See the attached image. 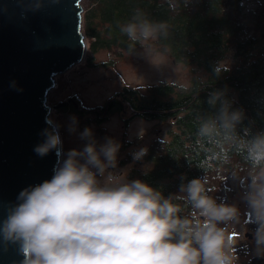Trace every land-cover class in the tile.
I'll return each mask as SVG.
<instances>
[{
  "label": "clouds",
  "instance_id": "1",
  "mask_svg": "<svg viewBox=\"0 0 264 264\" xmlns=\"http://www.w3.org/2000/svg\"><path fill=\"white\" fill-rule=\"evenodd\" d=\"M177 7L169 0L170 9ZM118 27L131 41L129 53L137 44L143 47L170 33L167 21L152 20L140 9ZM207 103L217 111L198 117V143L210 145L198 167L228 163L231 151L248 163L246 175H233L246 203V223L256 226L253 251L264 256V131L246 138L245 129L239 135L244 113L232 110L224 91H213ZM46 123V139L34 151L43 157L55 150L62 157L54 175L22 190L18 203L0 219V243L17 245L21 264H235L239 259L233 232L242 222L241 211L224 199L217 203L206 187V175L181 183L179 194L165 197L139 179L121 180L109 171L117 167L120 149L113 139L97 146L92 130L85 128L80 134L87 141L83 149L64 156L58 127L50 118ZM146 154L141 148L133 160ZM174 200L192 211L181 215L183 208Z\"/></svg>",
  "mask_w": 264,
  "mask_h": 264
},
{
  "label": "trees",
  "instance_id": "2",
  "mask_svg": "<svg viewBox=\"0 0 264 264\" xmlns=\"http://www.w3.org/2000/svg\"><path fill=\"white\" fill-rule=\"evenodd\" d=\"M84 2L88 7L83 30L90 40L87 51L91 60L101 51L113 52L117 60L142 49H158L176 64L189 67L194 75L189 86L161 82L146 90L124 87L101 108L108 107L109 115H125L130 110L134 117L168 122L173 127L169 139L157 140L143 158L151 169L139 172L140 180L168 197L179 194L181 183L206 175L209 194L219 203L231 186L228 176L234 172L246 175L250 166L231 151L228 163L214 161L210 169L199 168L205 159L203 149L210 145L198 143V117L216 113L217 108L207 101L213 91L221 90L231 101L232 110L244 113L237 126L239 135L243 136L245 129L249 130L246 138L264 131V2L172 0L178 3L174 10L169 8V0ZM136 9L152 20L167 21L170 33L167 38L144 42L143 47L137 44L129 53L131 41L118 25L129 21ZM173 202L183 208L181 215L192 211L182 201Z\"/></svg>",
  "mask_w": 264,
  "mask_h": 264
},
{
  "label": "water",
  "instance_id": "3",
  "mask_svg": "<svg viewBox=\"0 0 264 264\" xmlns=\"http://www.w3.org/2000/svg\"><path fill=\"white\" fill-rule=\"evenodd\" d=\"M84 0H0V219L25 188L50 180L55 150L41 157L46 118L74 100L53 107L56 80L84 61ZM39 4V6H37ZM250 240L252 234H246ZM18 246L0 243V264H21ZM262 257L252 259L261 264Z\"/></svg>",
  "mask_w": 264,
  "mask_h": 264
},
{
  "label": "rangeland",
  "instance_id": "4",
  "mask_svg": "<svg viewBox=\"0 0 264 264\" xmlns=\"http://www.w3.org/2000/svg\"><path fill=\"white\" fill-rule=\"evenodd\" d=\"M255 1L260 4L264 2V0ZM81 5L84 10L88 7L84 1ZM84 13L83 11V15ZM85 42L88 50L90 40L86 38ZM87 50L83 63L72 74L56 80V93L48 99L50 107L73 98L85 108L99 109L124 87L146 90L161 82H177L189 86L194 76L189 67L176 64L158 49L152 51L142 49L133 55L125 54L117 60L113 52L108 51L94 54L91 60ZM66 111L65 109L52 111L50 115V119L58 127L64 156L69 150L83 149L87 141L81 139L80 134L85 128H90L97 146L105 143L108 138L120 144L117 167L109 171L117 174L121 180H140L139 172L145 171L147 165L143 158L133 160L132 154L141 148L153 145L157 140H168L169 133L173 130L168 122L145 121L140 117L132 116L133 112L130 110L125 115H113L105 125L99 127L100 130H96L89 121H79L76 119L77 116L73 118L66 116L63 113ZM228 179L231 186H228L229 190L226 191L224 200L239 207L242 221L235 226L233 232L234 238L238 241L239 259L235 264H252V259L260 256L255 255L254 240H248L246 234H253L256 226L246 223V203L241 199L242 190L238 185V179L233 174H230ZM230 231L233 230L230 228Z\"/></svg>",
  "mask_w": 264,
  "mask_h": 264
},
{
  "label": "flooded vegetation",
  "instance_id": "5",
  "mask_svg": "<svg viewBox=\"0 0 264 264\" xmlns=\"http://www.w3.org/2000/svg\"><path fill=\"white\" fill-rule=\"evenodd\" d=\"M70 100H74L77 103L78 107H76L73 103H71L68 107H66L65 110H67V111L63 112V113H65V115L70 117V118L77 116L76 119H78L79 121H89L92 128L96 129V130H100L99 129L100 126L105 125L110 117H112L113 115H116V114H113V115L110 114L109 115L108 107L106 108V106L103 110L101 109L102 107L99 109H89V108H85V106H83L80 102H78L77 100H75L73 98H71V99L69 98V100H67V101H70ZM72 110H74V111H72ZM70 111H72V112H70ZM140 118L142 120L144 119L145 121H149L146 118H143V117H140ZM151 146H153V145H151ZM151 146L146 147L147 154L144 157L148 156V152H149ZM63 154L65 155V152H63ZM144 163L147 165V168L145 171H142L143 174L147 173L151 169V164L148 161L144 160ZM142 170H143V168H142Z\"/></svg>",
  "mask_w": 264,
  "mask_h": 264
}]
</instances>
